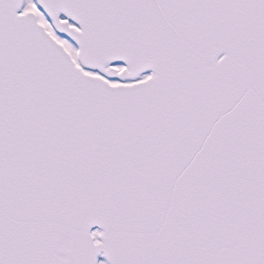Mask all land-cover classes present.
Masks as SVG:
<instances>
[{
  "label": "snow or ice",
  "instance_id": "snow-or-ice-1",
  "mask_svg": "<svg viewBox=\"0 0 264 264\" xmlns=\"http://www.w3.org/2000/svg\"><path fill=\"white\" fill-rule=\"evenodd\" d=\"M0 264H264V0H0Z\"/></svg>",
  "mask_w": 264,
  "mask_h": 264
}]
</instances>
